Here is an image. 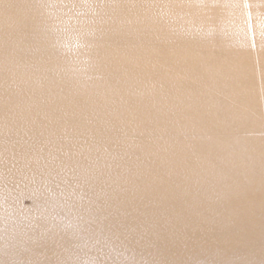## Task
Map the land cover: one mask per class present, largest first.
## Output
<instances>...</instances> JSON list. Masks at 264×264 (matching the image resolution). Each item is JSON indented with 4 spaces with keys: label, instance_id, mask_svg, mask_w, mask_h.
I'll return each instance as SVG.
<instances>
[{
    "label": "bare ground",
    "instance_id": "obj_1",
    "mask_svg": "<svg viewBox=\"0 0 264 264\" xmlns=\"http://www.w3.org/2000/svg\"><path fill=\"white\" fill-rule=\"evenodd\" d=\"M0 264H264V0H0Z\"/></svg>",
    "mask_w": 264,
    "mask_h": 264
}]
</instances>
